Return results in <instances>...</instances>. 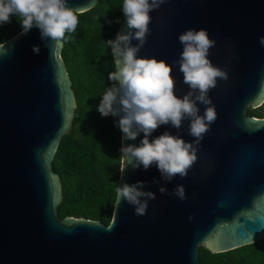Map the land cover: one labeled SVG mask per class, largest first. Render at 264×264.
Listing matches in <instances>:
<instances>
[{
	"label": "water",
	"instance_id": "95a60500",
	"mask_svg": "<svg viewBox=\"0 0 264 264\" xmlns=\"http://www.w3.org/2000/svg\"><path fill=\"white\" fill-rule=\"evenodd\" d=\"M97 1L68 0V6L82 14ZM150 16L137 56L172 66L175 95L190 90L174 63L183 50L178 36L188 29L207 30L216 41L208 58L228 72L209 92L217 119L198 146L197 161L186 177L169 183L155 164L133 169L121 157L118 187L144 181L143 190L156 194L146 215H135L123 199L116 206V193L108 224L58 218L61 191L51 160L72 129L75 96L62 43L52 51L38 28L21 29L0 43V264H199V244L225 251L264 236V117L246 114L248 106L264 103V0H165ZM127 31L124 16L112 40ZM198 107L203 115L206 106ZM165 131L194 140L188 120L179 130L162 125L149 139ZM142 139L143 133L122 141L121 133L120 143L139 146ZM177 185L186 199L172 194Z\"/></svg>",
	"mask_w": 264,
	"mask_h": 264
},
{
	"label": "clouds",
	"instance_id": "9594fccd",
	"mask_svg": "<svg viewBox=\"0 0 264 264\" xmlns=\"http://www.w3.org/2000/svg\"><path fill=\"white\" fill-rule=\"evenodd\" d=\"M163 3L165 0H123L128 31L106 41L111 47L115 70L108 74L112 85L102 95L97 110L104 117H119L117 127L122 141L136 140L143 133L139 146L122 144V159L131 163L133 169L142 166L147 170L155 164L161 177L170 183L176 176L186 177L197 161L198 146L217 119L209 92L217 86L218 78L228 80V72L214 66L208 58L216 41L210 39L206 29H188L178 36L183 50L174 63L179 65L183 82L190 89L182 98L175 95L171 65L164 60L137 56L150 33V12ZM79 14L68 6V0H0V25L10 23L11 16L16 15L20 18L22 34L38 28L41 39L50 41L45 46L52 51L61 45L66 33L75 32ZM133 40L138 41L135 46ZM259 42L264 46V37ZM33 51L38 54L39 46H34ZM198 103L206 106L203 115ZM184 120L189 121L192 142L168 131L149 139L162 125L179 130ZM120 171L124 173L125 164ZM145 187L144 181L119 186L116 206L123 199L135 206V215H146L148 202L155 200L156 194L143 190ZM159 191L163 194L167 189L161 186ZM172 194L186 199L183 185H177Z\"/></svg>",
	"mask_w": 264,
	"mask_h": 264
},
{
	"label": "trees",
	"instance_id": "16d2710c",
	"mask_svg": "<svg viewBox=\"0 0 264 264\" xmlns=\"http://www.w3.org/2000/svg\"><path fill=\"white\" fill-rule=\"evenodd\" d=\"M123 0H98L79 14L75 32L66 33L60 56L75 96L72 129L63 134L55 148L51 170L57 174L61 200L58 218L85 217L108 224L113 212L121 163L119 117L102 116L98 109L102 95L112 82L111 47L115 31L123 20ZM22 29L20 18L0 25V43ZM264 103L246 108V114L264 117ZM199 264H264V236L225 251L197 249Z\"/></svg>",
	"mask_w": 264,
	"mask_h": 264
},
{
	"label": "rangeland",
	"instance_id": "374dc122",
	"mask_svg": "<svg viewBox=\"0 0 264 264\" xmlns=\"http://www.w3.org/2000/svg\"><path fill=\"white\" fill-rule=\"evenodd\" d=\"M252 108H253V107H252ZM262 114L264 115V110H263Z\"/></svg>",
	"mask_w": 264,
	"mask_h": 264
}]
</instances>
